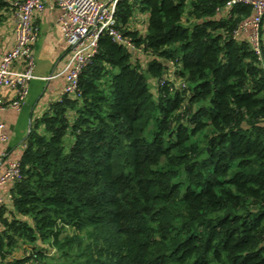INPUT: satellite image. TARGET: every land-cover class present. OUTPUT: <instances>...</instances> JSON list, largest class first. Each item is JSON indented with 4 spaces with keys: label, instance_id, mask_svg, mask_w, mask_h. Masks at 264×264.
I'll list each match as a JSON object with an SVG mask.
<instances>
[{
    "label": "trees",
    "instance_id": "obj_1",
    "mask_svg": "<svg viewBox=\"0 0 264 264\" xmlns=\"http://www.w3.org/2000/svg\"><path fill=\"white\" fill-rule=\"evenodd\" d=\"M226 1L117 2L140 52L102 34L29 132L0 264H264V67Z\"/></svg>",
    "mask_w": 264,
    "mask_h": 264
},
{
    "label": "built area",
    "instance_id": "obj_2",
    "mask_svg": "<svg viewBox=\"0 0 264 264\" xmlns=\"http://www.w3.org/2000/svg\"><path fill=\"white\" fill-rule=\"evenodd\" d=\"M46 0L13 1L14 45L0 61V111L7 106L1 94L2 88L12 89L16 98L8 106L19 108L28 94L27 83L35 78L33 46L39 35V27L34 23V15L40 13ZM119 0H55L60 11L58 23L70 47V61L66 74L63 94L75 95L78 77L97 53L98 39L102 34L109 35L118 44L126 46L132 53H139L135 45L126 39L116 27L115 10ZM246 5L252 15L240 25L239 31L252 29L249 34L255 53L262 60L259 27L264 19V0H227L228 8ZM20 66V69L17 67ZM4 123L0 121V140L5 141ZM19 177V163L9 162L0 176V187L13 183ZM5 201L0 198V207Z\"/></svg>",
    "mask_w": 264,
    "mask_h": 264
},
{
    "label": "crops",
    "instance_id": "obj_3",
    "mask_svg": "<svg viewBox=\"0 0 264 264\" xmlns=\"http://www.w3.org/2000/svg\"><path fill=\"white\" fill-rule=\"evenodd\" d=\"M13 1L0 0V61L14 45ZM109 1V0H105ZM60 15L55 0H46L40 13L34 15V23L39 27V35L33 46L35 59L34 75L28 83V94L19 108L8 106L16 98V93L9 88H2L1 94L6 108L0 111V121L4 123L6 140H0V176L5 172L9 162L19 161L25 140L37 121L48 110L49 105L63 94L66 74L70 61V47L58 23ZM148 13L136 10L130 20V28L144 31L147 26ZM252 29L246 28L239 33L249 37ZM262 65L264 67V19L261 31ZM20 69V66L17 67ZM11 183L0 187V198L5 202L10 198ZM22 250L13 253L18 257Z\"/></svg>",
    "mask_w": 264,
    "mask_h": 264
},
{
    "label": "rangeland",
    "instance_id": "obj_4",
    "mask_svg": "<svg viewBox=\"0 0 264 264\" xmlns=\"http://www.w3.org/2000/svg\"><path fill=\"white\" fill-rule=\"evenodd\" d=\"M259 30H260V37H261V31H262V24L261 26L259 27ZM261 42V41H260ZM261 44V43H260ZM53 251H50V253H52Z\"/></svg>",
    "mask_w": 264,
    "mask_h": 264
}]
</instances>
